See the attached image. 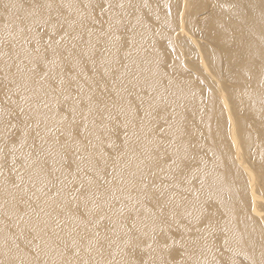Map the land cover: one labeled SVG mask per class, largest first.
Returning a JSON list of instances; mask_svg holds the SVG:
<instances>
[{
  "label": "snow or ice",
  "instance_id": "1",
  "mask_svg": "<svg viewBox=\"0 0 264 264\" xmlns=\"http://www.w3.org/2000/svg\"><path fill=\"white\" fill-rule=\"evenodd\" d=\"M113 7L3 4L0 264H264V226L230 228L196 186L191 145Z\"/></svg>",
  "mask_w": 264,
  "mask_h": 264
},
{
  "label": "bare ground",
  "instance_id": "2",
  "mask_svg": "<svg viewBox=\"0 0 264 264\" xmlns=\"http://www.w3.org/2000/svg\"><path fill=\"white\" fill-rule=\"evenodd\" d=\"M119 2L123 9L106 11L121 15L122 31L134 36L133 58L144 77L161 81L158 95L195 156L196 186L211 190L230 228L258 239L264 226V0ZM0 39H9L3 20ZM145 91L157 94L147 84Z\"/></svg>",
  "mask_w": 264,
  "mask_h": 264
}]
</instances>
